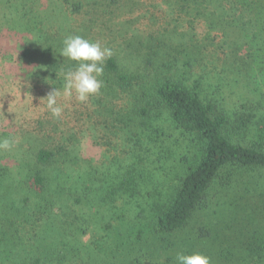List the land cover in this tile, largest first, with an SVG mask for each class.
Masks as SVG:
<instances>
[{
    "label": "trees",
    "instance_id": "obj_1",
    "mask_svg": "<svg viewBox=\"0 0 264 264\" xmlns=\"http://www.w3.org/2000/svg\"><path fill=\"white\" fill-rule=\"evenodd\" d=\"M25 1L40 2L16 0L15 7H25ZM63 1L66 22L58 24L59 11L31 8L16 11L8 28L29 36L21 59L35 66L43 83L61 89L63 74L75 67L59 53L63 40L78 35L92 41L93 25L120 8L118 0ZM207 1L176 4L181 13L192 7L196 19L216 29L210 19L215 15L205 12ZM96 7L101 13L93 20ZM83 11L89 24L73 27L71 16ZM189 36L168 30L134 34L104 62L102 86L89 97L92 116L112 125L126 156L97 167L81 158L77 146L50 137L34 152L21 154L15 168L3 164L0 155V264H177L178 249L159 260L170 246L165 236L184 231L200 209L210 207V191L218 181L225 190L235 188L233 170L249 177L264 171L263 144L244 140L252 128L263 138L264 121L252 125L255 109L224 105L226 83L209 84L214 91L208 92V77L194 70L203 64L207 46ZM244 68L242 60L231 72L240 74ZM162 118L189 140L180 159L163 139L167 127ZM171 170L178 173L170 189L165 177ZM242 247L241 264H260L264 232H254ZM230 254L238 264L237 253Z\"/></svg>",
    "mask_w": 264,
    "mask_h": 264
},
{
    "label": "rangeland",
    "instance_id": "obj_2",
    "mask_svg": "<svg viewBox=\"0 0 264 264\" xmlns=\"http://www.w3.org/2000/svg\"><path fill=\"white\" fill-rule=\"evenodd\" d=\"M1 1L0 138L15 141L10 150H0V155L4 156L3 164L15 168L21 154L34 152L35 147L48 137L77 146L81 158L93 160L97 167L109 166L115 158L126 156L127 149L120 137L115 136L112 125L102 123V117L92 116L94 107L90 98L86 103H81L75 95L62 96L58 100L64 106L62 116L58 119L51 116L44 98L55 88L43 83L35 66L21 59L29 36L8 29L16 11L30 12L31 8L59 11L58 24L66 22L61 10L64 1L40 0L34 4L25 1V7L19 6V9L15 7L16 0ZM176 1L118 0L120 8L113 11L112 7L113 15H107L104 22L93 25L92 42L98 41L102 47L111 50H121L125 41L134 34L146 37L168 30L176 31L177 35L184 34L186 39L190 35L189 39L193 42L207 46L203 64L194 70L208 77V92L211 94L210 91H214L213 88L209 89V84L226 83L221 92L224 105L237 106L241 111L242 106L246 105L247 109H255L252 125L264 121V0H208L204 3L205 12L208 16L215 15V19H210L216 29L204 18L196 19L192 7L188 8L189 13H181L180 4L177 5ZM91 12L95 18L93 20L101 13L99 7ZM88 20L83 11L71 16L68 21L73 27L81 28L84 23L89 24ZM125 24H129L130 29ZM127 29L129 33L125 34ZM242 60L247 70L244 68L242 73L234 71L233 74L232 68ZM122 104V101L118 102V108ZM115 111L118 109L115 108ZM162 120L167 127L169 123L165 122V118ZM251 130L244 140L249 144L262 143L264 148V137H258V131ZM163 137L169 140L175 158L180 159L187 153L189 140L177 130L167 127ZM152 148L156 153V149ZM170 155L173 160V155ZM172 163L177 165L174 160ZM171 171L165 177L168 187L173 185V176L178 173ZM232 174H236L230 181L237 185L235 188L226 191L221 187L222 181H218L210 191V207L200 209L184 231L165 236L164 240L170 246L160 253V261L174 256V250L178 249L181 253L184 250L185 255L202 253L211 258V264H234L233 255H229L234 252L237 253V263L241 264L242 244L250 240L254 232H264V171L252 172L253 177H249L245 171L238 173L233 170ZM249 179L257 185L250 183ZM260 264H264V258Z\"/></svg>",
    "mask_w": 264,
    "mask_h": 264
},
{
    "label": "clouds",
    "instance_id": "obj_3",
    "mask_svg": "<svg viewBox=\"0 0 264 264\" xmlns=\"http://www.w3.org/2000/svg\"><path fill=\"white\" fill-rule=\"evenodd\" d=\"M66 60L75 62V67L63 74V86L55 88L44 100L46 109L55 118H60L64 106L58 103L63 97L75 95L77 101L86 103L90 96L99 92L102 81L99 79L104 72V62L110 59L113 52L102 47L100 42H92L81 36H68L63 40L59 52ZM15 141L11 138H0V150H10ZM177 264H211V258L196 252L185 255L178 253Z\"/></svg>",
    "mask_w": 264,
    "mask_h": 264
}]
</instances>
